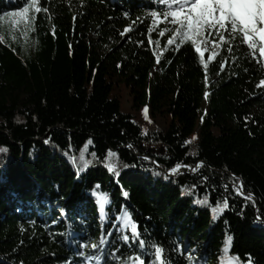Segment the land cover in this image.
Wrapping results in <instances>:
<instances>
[{"label":"trees","instance_id":"1","mask_svg":"<svg viewBox=\"0 0 264 264\" xmlns=\"http://www.w3.org/2000/svg\"><path fill=\"white\" fill-rule=\"evenodd\" d=\"M23 4L0 0V264H120L124 212L173 264H264L259 48L226 26L201 56L153 0H37L13 24Z\"/></svg>","mask_w":264,"mask_h":264},{"label":"snow or ice","instance_id":"2","mask_svg":"<svg viewBox=\"0 0 264 264\" xmlns=\"http://www.w3.org/2000/svg\"><path fill=\"white\" fill-rule=\"evenodd\" d=\"M156 4H166L170 11L164 13L165 16L172 17V23L179 25L177 28V35L185 41H190L191 45L195 47V52L203 56V43H198L201 37L205 35V30L211 35L213 30L218 33V38L224 40V30L226 26L230 27L231 34L235 36L240 34L242 40L247 44L249 49L255 52L256 48H259L260 55L264 56V0H153ZM176 5L173 8V5ZM30 9H35L36 12H40L41 8L37 4V0H24L22 7H18L14 10H10L4 15L12 17V23L18 24L24 22L25 24L30 23L29 11ZM151 17H157L159 15L158 11L152 10ZM125 16L128 13L124 14ZM16 18H19L18 20ZM156 21H153L155 24ZM126 28L125 31H129ZM151 31V29H149ZM159 35L163 36L164 32H160ZM151 43V41H149ZM173 39L168 40V44H173ZM205 43L207 41H204ZM213 57L210 56L209 59ZM205 67L207 65L205 64ZM257 88H264V79H261L256 85ZM207 95V93H205ZM147 112V109L144 110ZM47 142V141H46ZM91 143V141H89ZM7 149L0 147V152H6ZM109 158L115 156L114 153L109 151ZM81 160H83V154H81ZM107 167L110 171L117 167L115 160H109ZM180 167L178 164L176 167L172 168L171 171L174 173ZM239 191V190H237ZM127 196V192L124 193ZM98 201L100 204V210L103 212L104 203L108 202L107 194H99ZM228 207L227 200L224 203L218 204L214 212L222 211L224 208ZM122 221V234L121 240L124 243H128L130 240L135 242L136 246L140 249L139 252H133L127 257L120 258V264H145L144 257L146 255L152 256L150 264H173L171 258L166 255V250L159 243L152 241H145L142 238L140 228L138 224L132 219L130 212H124L120 217ZM130 232V235H129ZM231 237L227 238L230 243ZM101 244L106 243L104 239H101ZM86 245L81 244L80 248L83 249ZM92 247L97 249L98 246L93 244ZM176 249L178 251H187L179 243L176 244ZM150 250V251H146ZM227 249H225L226 251ZM100 254L98 256H89L85 252L80 251V255L84 260H95L98 261L103 256V251L99 250ZM189 264H193V256L191 253L188 254ZM221 264H225L224 261ZM226 264H240L238 256L229 258ZM249 264H251V259H249Z\"/></svg>","mask_w":264,"mask_h":264},{"label":"rangeland","instance_id":"3","mask_svg":"<svg viewBox=\"0 0 264 264\" xmlns=\"http://www.w3.org/2000/svg\"><path fill=\"white\" fill-rule=\"evenodd\" d=\"M16 19L18 20L19 18H16ZM18 24H23L24 25L25 23L24 22H20ZM200 43H202V42H200ZM214 51H215V46H214L213 43L212 44L203 43V53H205V52L213 53ZM155 75H156V71L153 72L152 78H154ZM116 80H119V78H116Z\"/></svg>","mask_w":264,"mask_h":264}]
</instances>
